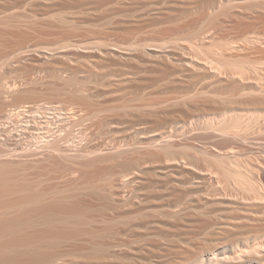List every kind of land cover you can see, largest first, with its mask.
<instances>
[{"label": "bare ground", "instance_id": "bare-ground-1", "mask_svg": "<svg viewBox=\"0 0 264 264\" xmlns=\"http://www.w3.org/2000/svg\"><path fill=\"white\" fill-rule=\"evenodd\" d=\"M0 264H264V0H0Z\"/></svg>", "mask_w": 264, "mask_h": 264}, {"label": "rangeland", "instance_id": "rangeland-1", "mask_svg": "<svg viewBox=\"0 0 264 264\" xmlns=\"http://www.w3.org/2000/svg\"><path fill=\"white\" fill-rule=\"evenodd\" d=\"M76 129H77L78 131H76ZM79 129H80V127H79V128H78V127L75 128V133L79 132V133H77L76 135L80 134V130H79Z\"/></svg>", "mask_w": 264, "mask_h": 264}]
</instances>
